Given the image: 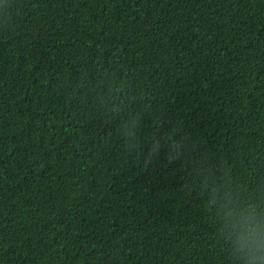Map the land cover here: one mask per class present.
Here are the masks:
<instances>
[{
  "label": "trees",
  "instance_id": "1",
  "mask_svg": "<svg viewBox=\"0 0 264 264\" xmlns=\"http://www.w3.org/2000/svg\"><path fill=\"white\" fill-rule=\"evenodd\" d=\"M261 240L264 0H0V264H264Z\"/></svg>",
  "mask_w": 264,
  "mask_h": 264
},
{
  "label": "clouds",
  "instance_id": "2",
  "mask_svg": "<svg viewBox=\"0 0 264 264\" xmlns=\"http://www.w3.org/2000/svg\"><path fill=\"white\" fill-rule=\"evenodd\" d=\"M252 220H255V217H252ZM250 231L255 234L258 229L256 227H252L251 223L249 224ZM241 240H243V237H241ZM256 251L264 252V240H261L259 242V247L257 248L256 246H253V248L250 250V254L252 255L253 259H256Z\"/></svg>",
  "mask_w": 264,
  "mask_h": 264
}]
</instances>
